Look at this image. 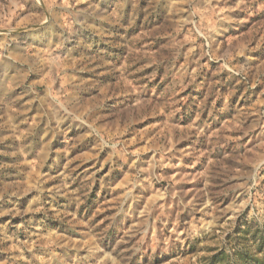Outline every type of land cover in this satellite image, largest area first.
<instances>
[{"label":"rangeland","instance_id":"374dc122","mask_svg":"<svg viewBox=\"0 0 264 264\" xmlns=\"http://www.w3.org/2000/svg\"><path fill=\"white\" fill-rule=\"evenodd\" d=\"M0 264H264V0H0Z\"/></svg>","mask_w":264,"mask_h":264}]
</instances>
